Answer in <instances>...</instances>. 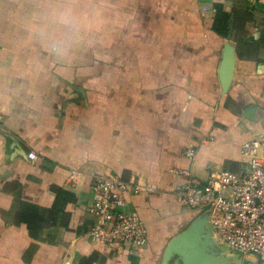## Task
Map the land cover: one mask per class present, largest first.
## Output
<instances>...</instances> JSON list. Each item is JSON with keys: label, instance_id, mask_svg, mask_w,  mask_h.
<instances>
[{"label": "crops", "instance_id": "1", "mask_svg": "<svg viewBox=\"0 0 264 264\" xmlns=\"http://www.w3.org/2000/svg\"><path fill=\"white\" fill-rule=\"evenodd\" d=\"M0 113V264H183L165 248L198 214L173 169L236 170L264 130V0H0ZM96 174L154 188L127 198L143 247L87 234ZM211 238L200 264L257 263Z\"/></svg>", "mask_w": 264, "mask_h": 264}, {"label": "built area", "instance_id": "2", "mask_svg": "<svg viewBox=\"0 0 264 264\" xmlns=\"http://www.w3.org/2000/svg\"><path fill=\"white\" fill-rule=\"evenodd\" d=\"M3 116L0 113V125ZM238 169L209 167L205 177L195 178L189 167L173 169L185 180L175 187L174 196L195 210L208 212L213 237L233 251L252 253L256 264H264V130L244 141ZM184 155L190 160L195 150L187 147ZM33 158L35 154L29 153ZM71 172V177H76ZM92 199L87 211L93 218L88 235L108 246L143 247L147 227L140 215L127 209L128 195L154 188L117 175L93 176Z\"/></svg>", "mask_w": 264, "mask_h": 264}, {"label": "water", "instance_id": "3", "mask_svg": "<svg viewBox=\"0 0 264 264\" xmlns=\"http://www.w3.org/2000/svg\"><path fill=\"white\" fill-rule=\"evenodd\" d=\"M234 63V47L230 43L225 42L217 70V77L222 92H226L231 83ZM251 108V106L246 107L245 116L249 117ZM211 236H213V233L208 222V212H203L186 229L171 238L165 248L164 261L171 252L175 251L179 254L183 264H200V257L203 255L206 246L213 244ZM179 246L181 250L178 249Z\"/></svg>", "mask_w": 264, "mask_h": 264}, {"label": "rangeland", "instance_id": "4", "mask_svg": "<svg viewBox=\"0 0 264 264\" xmlns=\"http://www.w3.org/2000/svg\"><path fill=\"white\" fill-rule=\"evenodd\" d=\"M197 213V212H196Z\"/></svg>", "mask_w": 264, "mask_h": 264}]
</instances>
